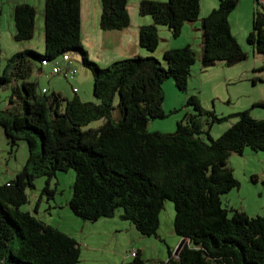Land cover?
Masks as SVG:
<instances>
[{
	"label": "trees",
	"instance_id": "trees-1",
	"mask_svg": "<svg viewBox=\"0 0 264 264\" xmlns=\"http://www.w3.org/2000/svg\"><path fill=\"white\" fill-rule=\"evenodd\" d=\"M101 3L102 31L131 27L129 0ZM239 4L240 0H220L219 8L202 18V0L142 1L140 15L152 17L154 23L141 28L139 44L155 53L161 42L158 26L180 38L187 24L201 21L203 68L234 66L248 58L230 23ZM15 27L17 41L34 39L37 9L29 4L16 7ZM45 31V55L18 53L0 74V85L22 83V88H14L11 107L0 111V127L14 150L21 141L29 147L23 172L0 186V264L81 263L82 249L73 237L22 210L38 178H47L43 194L54 198L52 182L72 169L77 178L70 207L86 222L113 219L122 211L121 219L143 237H159L165 204H175L176 232L188 242L178 257L170 252L166 264H264V217L229 210L221 199L240 187L229 166L231 157L244 155L248 148L264 152V120L250 111L239 113L238 122L215 140L213 126L230 118L206 111L193 96L189 106L196 113L187 114L175 133H151V122L167 117L165 82L174 79L179 91H188L198 61L192 46L167 51V68L154 57L138 56L102 69L83 47L81 0H46ZM248 44L264 56L260 8L254 11ZM72 53H81L94 75L95 102H83L77 92L74 99L61 93L48 96L32 80L43 73L44 61L55 64L62 57L71 59ZM117 111L120 119L115 118ZM101 120L105 123L100 128L86 129ZM123 264L145 261L138 252L132 263Z\"/></svg>",
	"mask_w": 264,
	"mask_h": 264
},
{
	"label": "rangeland",
	"instance_id": "rangeland-1",
	"mask_svg": "<svg viewBox=\"0 0 264 264\" xmlns=\"http://www.w3.org/2000/svg\"><path fill=\"white\" fill-rule=\"evenodd\" d=\"M35 1L38 3L39 0ZM10 7V0H0L2 33L0 74L4 73L8 62L16 54L30 50L45 55L47 48L45 25L42 37H39L38 30L34 39L30 41H17L14 36L11 37L10 24L15 25V15L13 14L11 19ZM256 8L264 10L256 0H242L230 17L233 36L248 53L245 61L231 67L218 64L209 69L203 68L199 58L202 55L201 21L186 25L180 38L173 37L168 27L158 26L161 39L158 50L149 53L146 49H142L141 52L144 53L141 57H154L167 68L164 61V54L167 51L192 46L198 55V61L192 69L187 92L179 91L174 79L165 82L163 108L167 117L152 121L149 125L151 133H161L158 131H163L162 134L175 133L178 123L183 121L187 114L196 113L195 109L189 106V100L193 96L199 98L206 111L214 112L220 118H230L213 126L211 135L215 140L221 138L238 122L235 116L239 113L250 111L254 118L264 120V106H257L264 105V56L255 54L254 49L248 44V38L253 31V15ZM110 42L111 60L107 64L102 58L99 46H94L96 40L90 42L87 39L83 47L89 60L103 69L118 61L136 57L135 51L117 47L119 44L114 45L113 40ZM70 56L71 64L64 62L63 57L56 64L65 73L75 72V76L70 75L67 78L65 73L54 75L51 66L45 68L43 73H36L32 80L38 81L40 91L46 89L48 96L59 93L55 92L57 88L62 90V95L68 99H74L76 97L74 91H77L83 102H95L93 73L84 66L81 53H72ZM18 87L22 88V83L0 85V111L11 107L14 88ZM115 106H118V101ZM115 118L120 119L118 111L115 112ZM104 123V120L94 122L86 129H98ZM28 160V144L21 141L19 147L14 150L4 129L0 127V186L16 179L27 166ZM229 166L240 187L221 197L223 206L229 210L244 211L252 218L264 217V152H254L248 148L242 156L233 155ZM76 178L77 173L73 169L59 173L51 184V189L57 191L54 198L43 194L47 186V178H38L35 181V188L29 189V203L23 206L22 210L32 213L45 224L73 237L82 249L80 264L132 263L135 258L134 253L138 252H141L145 264H166L170 261V252L176 257L182 238L175 229L176 208L173 202L167 201L160 215L159 237H143L130 222L120 221L126 227L117 228L105 226L104 223H98L99 221L98 224L86 222L77 217L70 207ZM118 214L117 217H120L122 211ZM232 215L233 212L230 213V216ZM20 242L21 240L18 239L19 245Z\"/></svg>",
	"mask_w": 264,
	"mask_h": 264
},
{
	"label": "crops",
	"instance_id": "crops-1",
	"mask_svg": "<svg viewBox=\"0 0 264 264\" xmlns=\"http://www.w3.org/2000/svg\"><path fill=\"white\" fill-rule=\"evenodd\" d=\"M145 0H129V12L131 15V27L122 32H104L100 28V19L102 16V3L101 0H97L94 2L93 0H81L82 2V42L84 43L87 39L91 42L93 39L96 40L94 46H99L101 49L102 58L105 59L104 62H110L111 55V42L113 40L114 45L119 44L117 47L130 49V51H135V56H143L141 52L143 51L139 44V35L140 30L144 26H150L154 23L151 17H143L140 15L139 6L140 3ZM157 2H168L167 0H151ZM242 0H240L241 2ZM29 4L34 6L37 9V25L39 37H42V33L44 32L45 25V9H46V0H39L38 3L35 0H10L11 5V19L13 18V14L15 15V9L19 5ZM220 5V0H202V18L208 17L214 10L218 9ZM250 9V6L247 5ZM250 10H253L252 8ZM255 11V10H254ZM2 14V13H1ZM13 21L11 20V23ZM194 24V23H193ZM188 25V24H187ZM11 37H15L16 27L13 23L10 24ZM1 29H0V37H1ZM108 40V43H106ZM118 42V43H116ZM108 45V46H107ZM115 48V47H114ZM245 48V47H244ZM202 56V55H201ZM201 56L199 58H201ZM46 90V89H45ZM44 90V91H45ZM55 92L63 93L62 90L55 89ZM77 91H74V93ZM76 94V93H75ZM79 94V93H77ZM163 133V131H158ZM119 219V220H116ZM119 221V222H118ZM127 222L121 219V217H115L113 219H102L98 223H104L103 225L117 228H125V224H121V222ZM97 223V224H98ZM118 264V263H114Z\"/></svg>",
	"mask_w": 264,
	"mask_h": 264
},
{
	"label": "built area",
	"instance_id": "built-area-1",
	"mask_svg": "<svg viewBox=\"0 0 264 264\" xmlns=\"http://www.w3.org/2000/svg\"><path fill=\"white\" fill-rule=\"evenodd\" d=\"M260 1H261V3L264 4V0H260ZM64 62L70 64L71 59H70L69 57H65V58H64ZM43 65H44L46 68L52 66V67H53V68H52V69H53L52 72H53L54 75H59V74L65 73L64 70H63L58 64H56V63H55V64H50L48 61H44ZM70 72H71V71H70ZM65 75H66L67 78H68L70 75L75 76V72H71V73L66 72ZM44 92L46 93L47 91L45 90ZM134 256H137V253H134Z\"/></svg>",
	"mask_w": 264,
	"mask_h": 264
},
{
	"label": "water",
	"instance_id": "water-1",
	"mask_svg": "<svg viewBox=\"0 0 264 264\" xmlns=\"http://www.w3.org/2000/svg\"><path fill=\"white\" fill-rule=\"evenodd\" d=\"M188 240L187 239H182V242L179 246V248L177 249V252H176V256L178 257L180 252L183 250V248L185 247V245L187 244Z\"/></svg>",
	"mask_w": 264,
	"mask_h": 264
}]
</instances>
